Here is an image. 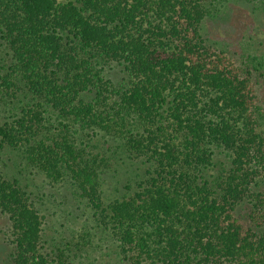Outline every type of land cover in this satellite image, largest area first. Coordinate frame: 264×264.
<instances>
[{
	"label": "trees",
	"instance_id": "16d2710c",
	"mask_svg": "<svg viewBox=\"0 0 264 264\" xmlns=\"http://www.w3.org/2000/svg\"><path fill=\"white\" fill-rule=\"evenodd\" d=\"M230 1L0 0L13 264H75L80 247L50 236L6 149L78 192L110 264H264V54L213 47L206 29ZM114 165L131 166L127 191L108 198Z\"/></svg>",
	"mask_w": 264,
	"mask_h": 264
},
{
	"label": "rangeland",
	"instance_id": "374dc122",
	"mask_svg": "<svg viewBox=\"0 0 264 264\" xmlns=\"http://www.w3.org/2000/svg\"><path fill=\"white\" fill-rule=\"evenodd\" d=\"M222 9H224L223 17L210 19L206 25L209 43L213 47L222 48L225 51L232 50L239 55L247 51L264 54V5L262 2L251 0V3H248V1L232 0ZM8 59L5 47H0V73L5 72L4 65H7ZM17 104L18 101L10 102V99L8 103L5 101L0 103V122L10 121ZM106 147L100 144V149L109 154V151L105 150ZM1 159L2 169L9 176L20 179L28 192L33 194V200L44 210L50 236L63 242L72 241L73 245L78 243L79 251L75 249V246L72 248L80 255L75 259V264H110L114 258L113 244L111 243L110 247L107 243L108 240L99 227L100 223L94 216L93 209L80 198L73 187L51 183L18 151L6 149L1 154ZM130 167L122 168L117 165L110 167L104 185L106 197L115 196L118 190L120 193L127 191ZM239 214H243L241 216L243 219H248L245 205L239 209ZM10 227L8 215L0 210V264H13L10 258L11 245L8 242L11 234Z\"/></svg>",
	"mask_w": 264,
	"mask_h": 264
}]
</instances>
